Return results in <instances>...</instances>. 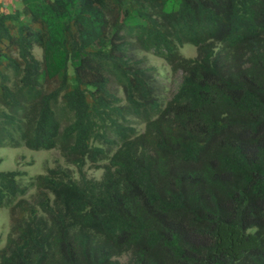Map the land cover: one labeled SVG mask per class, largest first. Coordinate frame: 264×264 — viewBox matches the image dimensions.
Returning a JSON list of instances; mask_svg holds the SVG:
<instances>
[{"label": "trees", "instance_id": "trees-1", "mask_svg": "<svg viewBox=\"0 0 264 264\" xmlns=\"http://www.w3.org/2000/svg\"><path fill=\"white\" fill-rule=\"evenodd\" d=\"M20 1L0 10V148H58L78 181L0 172V264H264V0ZM135 49L182 72L165 105Z\"/></svg>", "mask_w": 264, "mask_h": 264}, {"label": "rangeland", "instance_id": "rangeland-1", "mask_svg": "<svg viewBox=\"0 0 264 264\" xmlns=\"http://www.w3.org/2000/svg\"><path fill=\"white\" fill-rule=\"evenodd\" d=\"M179 54L184 58H194L196 56V49L190 45H184L178 48ZM33 55L36 59L41 60V51L37 48L33 50ZM132 55L134 59L141 60L143 67L149 68L150 85L153 87L155 96L161 104L165 105L177 91L181 80L182 72L173 70L163 59L156 57L151 53H145L141 50H133ZM116 95L124 104V97L122 90L114 86ZM0 110L2 108L0 107ZM59 120L62 126L69 123V116L63 115L57 111ZM133 127L138 132H143L144 125L139 121L132 120ZM98 146V144H94ZM106 165L105 161H100L96 164L86 163L84 173L87 178L99 181L103 174V167ZM60 166L63 169H68L71 173L72 179L78 181V174L74 167L65 163L58 148L50 151H31L25 147L0 148V172L16 171L20 173L17 182L20 186H27L31 179L39 175H44L47 169ZM35 190L30 191L23 199L30 204H34ZM19 199L13 202L16 203ZM11 226L10 222V207L5 206L0 209V249L5 245L7 235ZM120 264H125L128 261L127 256H122L116 259Z\"/></svg>", "mask_w": 264, "mask_h": 264}, {"label": "crops", "instance_id": "crops-1", "mask_svg": "<svg viewBox=\"0 0 264 264\" xmlns=\"http://www.w3.org/2000/svg\"><path fill=\"white\" fill-rule=\"evenodd\" d=\"M20 10L21 1L20 0H0V10Z\"/></svg>", "mask_w": 264, "mask_h": 264}]
</instances>
